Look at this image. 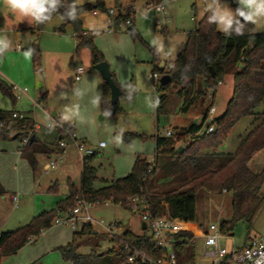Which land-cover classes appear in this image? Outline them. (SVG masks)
Returning <instances> with one entry per match:
<instances>
[{
  "label": "rangeland",
  "instance_id": "374dc122",
  "mask_svg": "<svg viewBox=\"0 0 264 264\" xmlns=\"http://www.w3.org/2000/svg\"><path fill=\"white\" fill-rule=\"evenodd\" d=\"M3 2L4 0H0V5ZM76 2L80 6L90 4V10L81 14L83 17L81 28L86 35L93 37L94 44L100 48L110 72L115 74V83L123 84L131 81L133 94L130 98L122 95L117 102L119 111L106 117V121H101L105 116L101 114L99 102L98 106L93 107L91 97L94 92L101 96L103 81L90 65L88 67L84 63V58L85 60L87 58L86 54L90 56L88 49L80 48L77 56L75 55L76 50L70 52L69 40H73L72 28L67 27L62 34L56 33L55 30L61 24V20L55 18L44 25L40 36L32 38L28 30L25 31L26 36H23L12 32L14 30L12 24L10 26L5 23L7 29H12L4 33L9 37L11 47L4 56L0 57V78L4 75L2 71L8 76H17V72L20 71L25 72L12 84L20 90L26 89V96L16 100L13 104L0 93V109L26 112L22 114L24 116L37 114L34 127L38 125L41 130L36 131L37 141L31 149H26L21 158H15L13 153L15 147L21 144L19 140L8 141L4 146L5 151L0 152V182L5 189V193L0 196V233L22 228L33 217L54 208L56 200L68 192V182L77 189L79 188L84 157H81L73 146L67 148L65 152L57 147L56 130L48 129L44 118L39 116L41 108H45L49 115L55 112L57 117L64 121L62 114L65 108L79 104V115L64 122H76L74 132L76 139L84 138L85 143L95 151L96 155L90 162V165L96 169V180L93 183L95 189L106 186L113 179L125 177L130 172L136 158L145 159L150 164L156 165L153 179L162 189L185 182L195 174L196 165L190 160L188 154L183 152L177 155L175 153L178 147L185 149L187 142L191 141L190 138L186 139V142L181 141L175 144L173 152L162 148L158 153L155 151V139L170 140L183 134L190 125L200 124L201 105L200 103L194 105L186 114L180 113L182 99L177 93L179 87L175 84L161 87L159 72H156L158 80H152L153 67L149 62L151 52L157 53L159 61L166 62V67L175 60L177 53L185 45L189 33L207 14H210L202 15L203 8L208 2L205 3L203 0H156L157 3L164 4L165 10L163 14H155L147 12L149 5L147 0H103L106 10L113 9L116 12L119 8L122 13L128 8L133 9V27L147 46L139 40H132L127 33L128 27L124 24L114 26L113 32L108 34L106 32V12L104 13L102 9H93L97 0H76ZM229 6L233 9L231 4ZM93 10H97L99 15L93 16ZM0 12H3L2 8ZM93 19L103 26L90 29L89 23ZM253 28L254 33L264 34V20L253 25ZM217 30L222 33L218 28ZM29 40L34 42L39 51L38 67H34L31 62L26 68L16 60L17 46L22 48L21 51H17L23 54L27 52ZM161 42L165 46L164 51L159 49ZM55 50H59V54L54 55ZM84 53L86 54L83 58ZM79 67L83 68L84 73L81 80L76 82L74 80L75 69ZM88 73H95L99 78L97 89L94 86L91 89L79 87L84 84V77ZM6 83L10 85L7 81ZM38 84L43 86L37 89ZM232 88V77L230 76H226L218 85L213 99V106L216 110L213 119L223 115L226 104L232 97ZM27 99L31 100L30 104ZM158 99L162 101L153 107V103ZM263 111L264 101L252 116L236 123L222 146L204 153H216L224 157L234 154L245 134L257 123ZM210 123V120H206L199 135L205 132ZM168 131L171 137L166 136ZM57 132L62 135L58 130ZM129 135L134 137L130 143L124 139ZM64 142L70 143L66 137ZM100 142L104 143V148H98ZM45 148L58 152L47 155ZM32 153L36 161L35 170L29 164V157ZM51 161H56L57 166L45 172L44 165ZM14 166L15 169H13ZM248 168L254 174L263 171L264 148L252 156ZM261 193L264 195V182ZM15 194L19 195L17 205L12 202V196ZM231 201V194L219 195L200 191L196 198L195 224L207 229L211 224L219 226L221 219L228 222L232 216ZM89 214L94 220L103 221L106 225L119 223L117 234L125 230L136 235L144 232L141 230L139 214L132 213L120 205L110 202L106 205H96L91 208ZM81 228L79 225L76 230L71 231L66 227L53 226L43 230L39 236L32 238V242L35 240L33 244H26L15 255L3 258L0 264H70L61 258L59 248L71 243L73 233H80ZM92 229L98 236H82L75 241L77 253L82 258L79 264H104L103 259L113 247L102 228L93 225ZM145 232L149 233L148 230ZM254 237H264V200L250 224L238 223L233 233L220 239L219 245L230 250L232 243L241 246L247 239Z\"/></svg>",
  "mask_w": 264,
  "mask_h": 264
},
{
  "label": "trees",
  "instance_id": "16d2710c",
  "mask_svg": "<svg viewBox=\"0 0 264 264\" xmlns=\"http://www.w3.org/2000/svg\"><path fill=\"white\" fill-rule=\"evenodd\" d=\"M147 1L157 3L155 0ZM227 2L231 4L233 9L237 7V4L232 1L227 0ZM70 3L71 0H65L64 6L58 9V14L64 13ZM90 8V5H82L80 15L82 12L90 10ZM98 8L104 10L102 5H99ZM208 15L210 14H207L189 33L183 49L178 53L175 60L170 63L172 67L165 66L160 69L157 53L151 52L153 73L159 72L161 76L168 75L171 79L168 85L175 84L179 87L177 93L182 99L180 113L186 114L194 105L198 103L201 105L202 119L200 124L190 125L184 130L183 134L173 139H155V151L158 153L162 148L165 151L173 152L175 144L181 141L186 142V139L190 138L191 141L187 142L183 152L187 153L190 160L196 165L194 176L176 186L162 189L153 179L156 165L150 164L145 159L136 158L130 172L125 177L113 179L106 186L95 189L93 183L96 180V169L90 165V162L96 154L85 157L82 161L78 189L68 182V195L58 201L54 209L41 212L22 228L0 234V263L3 258L15 255L30 239L39 236L43 230L52 228L54 220L73 209L78 200L91 203L110 202L131 211L132 206L129 200L132 197H139L147 202L150 212L154 216H167L182 223L195 224L198 193L200 191L219 195L225 193L231 194L232 216L228 222L223 221L220 223L221 233L224 235L233 233L237 224L241 222L250 224L264 200V195L261 193L264 182V169L261 173L254 174L248 168L252 156L264 148V111L253 128L245 134L234 154L224 157L216 153L205 154L204 152L222 146L226 136L236 123L243 118L252 116L264 101V34L254 33L253 25L249 24L246 26L243 35L232 33L227 36L219 33L215 24L207 22ZM55 18L60 17L54 14L53 19ZM126 19L125 16H118L115 19V27L120 24L125 26ZM60 20L61 24L55 32L62 34L67 27L72 28L77 41L76 54H78L80 48H86L89 51L92 66L105 62L103 54L93 42V37L86 35L82 30L81 19L75 21ZM47 23L36 25L34 34L40 33ZM127 27V33L131 39L142 42L133 24ZM29 49L32 50V64L34 67H38L40 63L39 51L34 44H30L27 51ZM211 71L214 77H211ZM226 76L233 79L232 97L227 102L223 115L213 119L214 131L199 135L207 120L209 109L214 107L213 99L217 87ZM111 77L114 81L113 73H111ZM115 85L121 90L123 96L127 98L132 96L131 81L121 85L115 83ZM209 90H214V94L212 95L211 104L205 107ZM0 93L13 104L16 102L12 87L1 78ZM161 101V99H158L156 104H160ZM99 108L102 115L104 112L108 113L107 116L103 115L105 117L114 115L119 111L117 103L111 105L110 90L104 82L99 99ZM14 113L13 111L0 110V142L19 140L22 143L24 136L31 135L22 148L24 153L26 149H31L37 141L34 135V125L30 117L27 116L22 119H14ZM62 125L65 132L74 134L72 126ZM59 135L60 140H62L63 136ZM32 136H34L35 141L30 144ZM133 138L132 135L124 137L128 143ZM44 150L46 152L47 149ZM29 164L35 170L34 153L29 157ZM2 194H4V190L0 185V195ZM198 227L203 229L201 225H198ZM145 231L144 229L141 235H136L129 230H125L121 237L131 247L150 251L153 243ZM87 235H95L92 226L82 227L80 233L73 234L71 243L59 248L61 258L70 262V264H79L82 258L77 253L75 241L77 238ZM247 241L248 239L243 245ZM184 250L186 251L185 260L187 261L190 258L191 249L186 248ZM126 256L127 252L120 245H117L116 250L110 251L103 261L104 264H127Z\"/></svg>",
  "mask_w": 264,
  "mask_h": 264
},
{
  "label": "built area",
  "instance_id": "2783aa9c",
  "mask_svg": "<svg viewBox=\"0 0 264 264\" xmlns=\"http://www.w3.org/2000/svg\"><path fill=\"white\" fill-rule=\"evenodd\" d=\"M205 3L208 0H203ZM163 3H149L147 12L155 14L164 13ZM107 14V33H112V28L115 26V19L118 16L127 17L125 27L131 26L133 9L129 8L122 12L118 8L115 12L113 9L106 11ZM93 16L98 15L97 10L92 11ZM194 21L193 19H191ZM19 48V47H18ZM83 73V68L79 67L75 71V80H79ZM152 80H158V75L153 73ZM13 96L16 100L20 99L26 92V89L20 90L17 87H12ZM216 110L212 107L208 111L207 120L211 123L206 127L205 134L212 133L214 126L212 125L213 116ZM13 118L22 119L24 115L13 114ZM51 129H56L62 133L63 139L59 141L58 146L62 152L67 148L73 146L81 157H90L95 151L89 147L85 142L76 139L72 133H67L61 123L51 125ZM167 137L171 136L168 131ZM68 138L69 144L64 142V138ZM30 137L24 136L22 139V146H24ZM103 145V146H102ZM98 147H104V143H99ZM57 166L56 161H51L44 165V171L48 172ZM17 197H14V201ZM131 212L138 213L141 218V223L145 224V230H148L149 237L153 243L150 251H143L134 247L122 240L121 234H117V229L120 227L119 223H110L106 225L103 221L94 220L89 211L96 205L108 202H87L78 200L75 207L66 212L62 216L57 217L52 223L53 226H62L71 230H76L80 225L97 226L104 230V235L114 246L120 245L125 252H127V264H264V237H254L248 239L245 245L236 246L232 243L230 250L220 247V239H224L226 235L222 234L218 225L211 224L207 229H201L198 224L182 223L177 220L170 219L167 216H154L150 212V207L147 202L139 197H132L130 200ZM32 239H30L31 241ZM190 248L189 261L185 260L186 251L184 249ZM183 249V250H181ZM184 261V262H182Z\"/></svg>",
  "mask_w": 264,
  "mask_h": 264
},
{
  "label": "clouds",
  "instance_id": "9594fccd",
  "mask_svg": "<svg viewBox=\"0 0 264 264\" xmlns=\"http://www.w3.org/2000/svg\"><path fill=\"white\" fill-rule=\"evenodd\" d=\"M237 4V7L233 10L227 0H208V3L204 6L202 15L210 13L207 16V22L209 24H215L220 32L230 36L232 33L237 35H243L247 25H255L261 20H264V0H232ZM65 0H4L0 5L3 12L7 14L9 20H19V22L27 21L30 25H40L45 22H49L53 19L54 14L59 15L60 19L65 20H77L83 19L80 15L82 9L77 4L76 0H71L68 4L67 10L58 14V9L64 6ZM6 23V21H5ZM17 24H13L15 26ZM95 19L89 23L90 29L102 27ZM12 29H4L0 27V57L4 56L11 47V41L9 37L4 34L6 31ZM161 51L165 50L164 44L161 42L159 45ZM26 58H31L32 50L23 52ZM169 54V53H166ZM172 67V65H168ZM100 94L96 93L91 99L93 107L98 106ZM158 103V100L153 103V107ZM79 115V104H74L71 108H65L62 114L64 121H70L74 116ZM103 115L107 116L108 113L104 112ZM47 127H51V121L46 115ZM103 146V145H102Z\"/></svg>",
  "mask_w": 264,
  "mask_h": 264
},
{
  "label": "crops",
  "instance_id": "0c3cea01",
  "mask_svg": "<svg viewBox=\"0 0 264 264\" xmlns=\"http://www.w3.org/2000/svg\"><path fill=\"white\" fill-rule=\"evenodd\" d=\"M155 2H156V0H155ZM158 2V1H157ZM86 5H90V4H86ZM99 5H102L103 6V11H104V13L107 11L106 10V8H104L105 6H104V4H103V0H97V3L95 4V6H93V9H100V8H98V6ZM98 15H99V13H98ZM97 15V16H98ZM5 21H6V24L8 25H10L11 26V24L13 25V24H17V25H15L14 26V30H12V32H17V33H19L20 35H23V36H26V34L27 33H25V31H29V33L31 34L30 36L33 38V36H40V33H37V34H34L35 33V28H34V26L35 25H30L29 23H25V21H23V22H19V20H9L8 19V16H7V14H5L4 16H0V27H4V29H7V25L5 26ZM8 22H11V23H8ZM133 24V23H132ZM8 31H6L5 33H7ZM108 34H110V33H108ZM72 38H73V40H69V42H70V44H69V50H70V52L71 51H75L76 49H75V47H76V43H77V41H76V38H75V36H74V34L72 35ZM30 42H29V44H28V47H29V45L30 44H34V42L32 43L31 42V40H29ZM94 41V40H93ZM75 46V47H74ZM97 48H98V50L100 51V48L98 47V45H95ZM19 46H17V48H16V51H15V56H16V60H17V62H19L20 64H22V66H26V68L27 67H29L30 66V64H31V62H32V57H31V61H30V59L29 58H26L25 56H24V54H21V53H19L18 51L20 50H22V48H18ZM184 47V46H183ZM183 49V48H182ZM181 49V50H182ZM18 50V51H17ZM180 50V51H181ZM179 51V52H180ZM18 52V53H17ZM101 52V51H100ZM178 52V53H179ZM178 53H177V55H178ZM19 54V55H18ZM57 54H59V50H55L54 51V55H57ZM85 54L86 53H84L83 54V58H84V56H85ZM76 56H77V54H75ZM87 55V58H86V60H85V58H84V63H85V65L86 66H88L89 67V65L91 66V68H92V64H91V61H90V56L88 55V54H86ZM53 59H54V57H53ZM105 59V58H104ZM56 60V59H55ZM44 63H45V57H44ZM149 64L151 65V60H150V62H149ZM166 66V62H163V61H159V64H158V67L159 68H164ZM20 70V69H19ZM75 71H76V69H75ZM2 73L4 74H2L1 76V78H3L2 80H4L5 82L7 81L9 84H10V86H12V87H15V86H13V82H15L17 79H19V78H21V76H23L24 74H25V72H17V76H8L7 74H5V72H3L2 71ZM83 73H84V70H83ZM83 73H82V75H83ZM114 74V73H113ZM81 75V76H82ZM81 76H80V78H79V80H75V76H74V80L76 81V82H78V81H80L81 80ZM114 77H115V74H114ZM85 78V81H84V84H82V85H80L79 87L81 88V89H84L83 87H85V88H89V89H91V87H93L94 86V88H96L97 89V87L99 86V78L97 77V75L95 74V73H88L87 75H86V77H84ZM128 82V81H127ZM127 82H125V83H127ZM119 83H121V81L119 82ZM125 83H123V84H125ZM90 84L92 85V86H90ZM119 85H121V84H119ZM43 85L42 84H38V87H37V89H40L41 87H42ZM94 94H96V92H94V93H92V97H93V95ZM26 95L24 94L23 96H22V98L23 97H25ZM40 96V95H39ZM91 97V98H92ZM21 98V99H22ZM28 101H29V99H27ZM30 102H31V100L29 101V104H30ZM34 106V105H33ZM30 107V106H29ZM37 106H35V108H36ZM0 110H4V111H7L6 109H0ZM8 111H13V112H15V113H17V114H24V113H26V112H19L18 110H8ZM48 114V117H49V119H50V121H51V125H53V123L52 122H54V124H56V123H61V124H68V125H70V126H72L73 127V132H75V130H76V122L75 123H71V122H64V121H62L61 119H59L58 117H57V115L55 114V112H53L51 115H49V113L45 110V108H41L40 109V113H39V116L41 115L44 119L43 120H45V122L47 123L48 121H46V115ZM25 116H27V117H30V119L32 120V122H33V125L35 124L34 123V119H35V117L37 116V114H32V116H28V115H25ZM55 120H54V119ZM42 120V119H41ZM48 129H51V128H49L48 127ZM41 129H40V127L37 125V126H35L34 127V135H35V137H36V131L38 132V131H40ZM56 130V129H55ZM56 132V135H57V138H56V140H57V147H59L58 146V142L60 141V135L58 134V132H57V130L55 131ZM43 134H41V136H42ZM75 135V134H74ZM78 140H81V141H83V142H85V139L84 138H80V139H78ZM6 143H8V141H6V142H0V152H2V151H5V148H4V146H6L7 144ZM21 143V142H20ZM100 143H102V142H100ZM22 143L19 145H17L16 147H15V150H14V154H15V158H17V159H19V158H21L22 157V155H23V152H22ZM104 147H105V145H104ZM104 147H98V148H104ZM55 152H58V151H56V150H54V149H51V148H47V150H46V153H48L47 155H50L51 153H55ZM13 169H15V166L13 167ZM81 171H82V166H81ZM81 171H80V178H81ZM0 185L2 186V188H3V190H4V193H5V189H4V186H3V184L0 182ZM79 186H80V179H79ZM3 195V194H2ZM68 195V192L67 193H65V194H63L61 197H59L57 200H56V202H55V205H56V203L58 202V201H60V200H62V199H64L66 196ZM1 196V195H0ZM14 197H17V200L16 201H14ZM20 197H21V195H20ZM18 198H19V195L18 194H15V195H13L12 196V202L14 203V204H16L17 205V203H18ZM54 208H55V206H54ZM54 208H52V209H54ZM51 209V210H52ZM44 212V211H43ZM120 225V224H119ZM69 230H71V229H69ZM71 231H74V230H71ZM3 233V232H2ZM123 233V232H122ZM121 233V234H122ZM1 234V233H0ZM74 234V233H73ZM95 235H98L97 233H95ZM109 241V240H108ZM35 242V240L32 242V240L31 241H29L27 244H33ZM110 242V241H109ZM111 243V242H110ZM100 244L102 245V241H100ZM112 249L111 250H109L107 253H109L110 251H115L116 250V247L114 246V244H112ZM25 247V246H24ZM32 264H34V263H32Z\"/></svg>",
  "mask_w": 264,
  "mask_h": 264
},
{
  "label": "water",
  "instance_id": "95a60500",
  "mask_svg": "<svg viewBox=\"0 0 264 264\" xmlns=\"http://www.w3.org/2000/svg\"><path fill=\"white\" fill-rule=\"evenodd\" d=\"M92 69L94 71H96L100 75L101 80L108 85L109 90H110V103H111V105H115L118 102V99L121 97L122 92L115 85V83L111 77V73H110L108 64L106 62H103V63L97 64V65H93ZM160 69H162V67ZM211 77H214V74L212 71H211ZM170 81H171V79L168 75H163L159 79V83H160L161 87L167 86L170 83ZM232 86H233V79H232ZM213 94H214V90L208 91L206 102H205V107H207L208 105L211 104ZM106 120H107L106 117H102L101 121L104 122ZM34 141H35V138H34V136H32V138L30 140V144L34 143ZM183 150H184V148L178 147L176 149L175 153L177 155H180L183 153ZM223 221L224 220L221 219L220 223H222ZM144 229H145V224L141 223V230H144Z\"/></svg>",
  "mask_w": 264,
  "mask_h": 264
}]
</instances>
